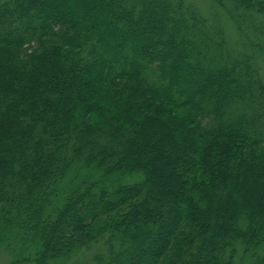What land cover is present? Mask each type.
<instances>
[{"label":"trees","instance_id":"1","mask_svg":"<svg viewBox=\"0 0 264 264\" xmlns=\"http://www.w3.org/2000/svg\"><path fill=\"white\" fill-rule=\"evenodd\" d=\"M95 244L96 264H264L254 53L184 0H0V248Z\"/></svg>","mask_w":264,"mask_h":264},{"label":"rangeland","instance_id":"2","mask_svg":"<svg viewBox=\"0 0 264 264\" xmlns=\"http://www.w3.org/2000/svg\"><path fill=\"white\" fill-rule=\"evenodd\" d=\"M194 6L199 13L207 19L213 26H221L228 42L229 48L242 51L243 53H254V63L258 73L264 81V13L253 12L254 15L249 18H241L236 13L229 2L220 6L213 0H184ZM234 14L238 17L232 18ZM232 16V17H231ZM255 42V43H251ZM258 44L260 48L254 51L251 45ZM259 49V50H257ZM238 54V53H237ZM95 244L90 250L76 253L73 257L63 261L60 264H96L94 255L101 253L106 247ZM13 255L0 248V264H10ZM23 264H37L33 261Z\"/></svg>","mask_w":264,"mask_h":264}]
</instances>
